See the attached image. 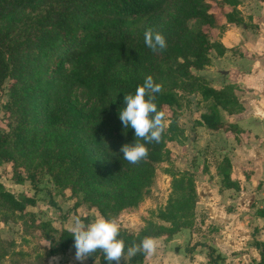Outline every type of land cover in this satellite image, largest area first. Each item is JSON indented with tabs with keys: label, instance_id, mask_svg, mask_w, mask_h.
<instances>
[{
	"label": "trees",
	"instance_id": "trees-1",
	"mask_svg": "<svg viewBox=\"0 0 264 264\" xmlns=\"http://www.w3.org/2000/svg\"><path fill=\"white\" fill-rule=\"evenodd\" d=\"M167 1L0 0V88L6 83L8 90L2 104L5 130L0 131V167L8 162L13 167L15 153L36 147L37 165L50 176L56 195L66 186L73 193V205L85 201L106 216L103 202L124 198L122 187L114 194L107 190L122 179L124 187L136 190L127 177L142 180L151 173L152 164L161 160L165 131L159 143L146 144L148 157L138 164L124 160L119 151L123 144L135 140L134 130L124 128L119 120V110L126 106L123 97L134 94L149 75L162 85V91L154 94L158 110L166 113L179 97L198 92L203 100H209L199 114L201 123L211 129L240 131L220 113L223 110L230 115L241 109L233 86L214 88L194 72L208 64L209 49H224L213 32L239 21L237 0H178L174 15L161 24L159 12ZM145 18L150 19L147 29L164 35L165 50L149 49L144 42L145 30L139 37L131 31ZM131 46L135 48L136 71L117 75L114 68ZM74 90L91 104L76 103L71 97ZM37 125L50 129L51 135L37 137ZM165 171L170 175V191L157 214L164 222L139 231L120 226L118 239L124 241L126 255L121 264H133L144 257L143 253L128 257L127 248L133 242L139 243L144 237L169 238L181 227L190 226L194 218L192 173ZM13 173L14 182L23 180L14 168ZM217 173L225 185H234L229 180L226 157ZM27 177L33 182L34 173L28 171ZM34 202V194L25 190L15 194L0 180V220L15 221V214L29 216L25 220L31 224L24 227L40 250L32 256L35 262L47 264L53 254L75 252L69 229L53 226L48 219L33 220L36 216L25 207ZM80 219L88 223L86 217ZM255 244L259 258L249 264H264V242ZM13 247V240L0 236V263L7 255L20 256V250ZM205 247L207 261L216 264L221 256L213 247ZM94 260L107 264L99 250L85 261Z\"/></svg>",
	"mask_w": 264,
	"mask_h": 264
},
{
	"label": "crops",
	"instance_id": "crops-1",
	"mask_svg": "<svg viewBox=\"0 0 264 264\" xmlns=\"http://www.w3.org/2000/svg\"><path fill=\"white\" fill-rule=\"evenodd\" d=\"M235 7L239 21L226 23L213 32L224 49L221 52L209 49L208 64L194 72L214 88L231 84L243 93L237 97L242 107L232 120L241 130L231 133L221 128L211 129L200 118L191 130L193 141L200 140L210 148L219 149L221 158L210 163L201 154L196 156V162L199 159L201 162L189 168L196 192L190 226L181 227L169 238L151 237L157 243L155 253L168 250L166 257L170 264H209L206 245L221 256L216 264H249L259 258L255 242H264V0H237ZM194 93L199 101H205L198 92ZM223 112L220 111L221 115ZM223 116L224 119L228 114L225 112ZM223 157L228 159L233 186L225 185L217 173ZM49 204H52L50 200L41 206L42 210L47 212ZM35 207H39L36 198L25 209L35 210ZM8 221L0 220V224ZM61 227L71 228L65 224ZM168 242L173 245L171 249L166 245ZM63 253L68 254L70 262L74 261V251ZM147 258L145 255L137 264H144ZM93 263L97 264L96 260L83 262Z\"/></svg>",
	"mask_w": 264,
	"mask_h": 264
},
{
	"label": "rangeland",
	"instance_id": "rangeland-1",
	"mask_svg": "<svg viewBox=\"0 0 264 264\" xmlns=\"http://www.w3.org/2000/svg\"><path fill=\"white\" fill-rule=\"evenodd\" d=\"M177 5L178 0H168L163 5L159 12L161 24L168 21L174 15ZM149 22V18L138 20L131 27V31L135 36L139 37L147 29L146 26ZM135 56V48L131 46L124 55V58L114 68V72L117 75L124 76L130 74L132 71H136ZM6 87V83H3L0 88V131L5 130V116L2 112V104L8 94ZM233 92L236 97L243 94L238 88L234 89ZM71 97L80 105L89 106L92 102L83 97L78 90H74ZM177 100L178 103L173 104L166 110L165 143L161 150V160L152 164L149 176L142 180L135 179L133 175L127 177H130L132 185L136 187V190H129L127 187H124L125 180L123 179L117 181L114 188L107 190L108 193L114 194L118 187L124 189L123 199L115 201L111 198L103 202L106 213L105 217L117 218L121 227L132 231H139L147 228L152 223L164 222L157 214L158 209L165 204L170 191V175L165 171L166 168L176 172H191L189 168L193 165L195 168V165L201 162L200 159L199 162H196L198 160L196 156L198 155L202 156L201 154H204V159L210 160V163L217 162L221 158L219 149L210 148L207 143L204 144L200 140L193 141L191 139V130H193L194 125L198 122L201 111L207 108L209 100L206 102L199 101L198 96L194 92L187 93ZM224 113H222V116ZM234 118L235 113L233 112V114L226 116L224 121L233 120ZM37 127V137L45 138L51 135L50 129L39 125ZM191 141L193 142L190 143ZM189 146L191 147L189 148ZM35 148H27L28 150L24 152L15 153L17 159L13 167L9 162L0 167V180L6 188L15 194L18 192V189L25 190L30 194H34L35 198L38 199L39 207H35V210L30 209L34 216H36L33 220L41 221V219L46 218L51 221L53 226L61 227L65 224L70 228L75 217H86L88 223H90L100 216L101 214L96 208L90 206L85 201L73 205V193L66 186L61 187L60 194L57 193L56 195L57 191L55 189L57 188L53 185L50 176L44 171V168L37 165L39 159L36 156ZM192 151H197L199 154L195 155ZM13 168L23 177L22 182L17 186L14 185L13 181L15 176ZM28 171L34 173L33 182L27 177ZM9 176L12 178H9ZM49 200L52 202V204H49L51 206L48 207L47 212L43 211L41 206L48 203ZM25 219L29 220L27 214H15L13 219L15 221H8L3 225L0 224V235L5 240H13L14 250H20V256L7 255L1 260L0 264H12V262L16 264H39L32 259L34 252H40L39 246L36 245V241L32 238L33 235L25 229V224L27 225L26 228L31 224ZM166 245L170 249L173 246L169 245V242ZM167 251V249L163 251L159 250V252L148 256L144 264H170V259L166 257ZM52 257H60V259L58 261H51ZM73 257L74 255H72ZM123 258H126V255ZM70 259L68 254L63 253L49 257L48 262L49 264H68ZM160 259L162 260L159 261ZM133 264H137V262Z\"/></svg>",
	"mask_w": 264,
	"mask_h": 264
},
{
	"label": "clouds",
	"instance_id": "clouds-1",
	"mask_svg": "<svg viewBox=\"0 0 264 264\" xmlns=\"http://www.w3.org/2000/svg\"><path fill=\"white\" fill-rule=\"evenodd\" d=\"M144 42L153 52L163 51L167 47L164 35L147 29L144 32ZM162 91V85L155 83L151 75L144 79L142 85L136 87L135 93L125 94V107L119 110L118 116L124 128L134 130L133 143L123 144L119 151L123 159L130 164H138L148 157L146 144L159 143L165 131V113L157 109L156 93ZM147 97V99H146ZM143 141V143L141 142ZM120 224L117 218H106L103 215L96 217L92 222L85 224L79 217H75L70 228L74 238V261L83 262L97 250L104 255L107 264H121L125 254V243L118 239ZM157 249L154 238L144 237L139 243L133 242L127 248L128 257L137 253L151 256ZM60 257H52L51 261H58Z\"/></svg>",
	"mask_w": 264,
	"mask_h": 264
},
{
	"label": "built area",
	"instance_id": "built-area-1",
	"mask_svg": "<svg viewBox=\"0 0 264 264\" xmlns=\"http://www.w3.org/2000/svg\"><path fill=\"white\" fill-rule=\"evenodd\" d=\"M262 207L264 208V202H263V204H262Z\"/></svg>",
	"mask_w": 264,
	"mask_h": 264
}]
</instances>
